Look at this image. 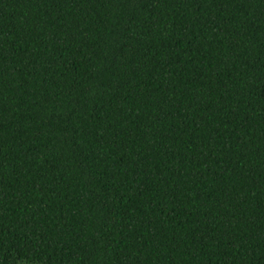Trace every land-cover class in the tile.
Here are the masks:
<instances>
[{
    "label": "trees",
    "instance_id": "trees-1",
    "mask_svg": "<svg viewBox=\"0 0 264 264\" xmlns=\"http://www.w3.org/2000/svg\"><path fill=\"white\" fill-rule=\"evenodd\" d=\"M0 264H264V0H0Z\"/></svg>",
    "mask_w": 264,
    "mask_h": 264
}]
</instances>
